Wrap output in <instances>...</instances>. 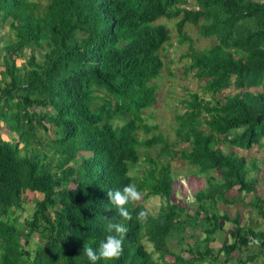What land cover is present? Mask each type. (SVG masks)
Masks as SVG:
<instances>
[{
  "label": "trees",
  "instance_id": "obj_1",
  "mask_svg": "<svg viewBox=\"0 0 264 264\" xmlns=\"http://www.w3.org/2000/svg\"><path fill=\"white\" fill-rule=\"evenodd\" d=\"M161 16L176 19L184 70L202 80L201 94L178 99L172 140L143 112L170 44ZM186 24L214 42L193 49ZM0 128V264H90L84 249H98L119 218L107 192L129 183L143 199L127 205L123 255L97 264H264V227L218 212L250 193L264 219V168L234 149L264 137V0H0ZM140 147L145 166L131 171ZM171 160L204 180L190 202L170 201ZM24 189L40 197L19 220ZM149 196L162 200L154 213ZM225 222L232 239L216 249Z\"/></svg>",
  "mask_w": 264,
  "mask_h": 264
},
{
  "label": "rangeland",
  "instance_id": "obj_2",
  "mask_svg": "<svg viewBox=\"0 0 264 264\" xmlns=\"http://www.w3.org/2000/svg\"><path fill=\"white\" fill-rule=\"evenodd\" d=\"M176 19L174 18H165L163 16L158 17L155 20V23H162L169 29L170 35V44L165 47V52L167 53V58L164 60L166 63L162 72L163 75L156 79V85L158 86V91L156 92L155 100L145 111L149 118L144 119V121L148 124H155L157 126L156 129L162 131L167 139H174V134L172 132L173 126V114L180 107L178 99L186 98V94L191 91H197L201 94V84L202 80H198L193 77L191 71H185L184 67L187 66L188 57L185 55L187 50L188 41L184 40L179 42V34L177 32L175 26ZM183 32L190 38L191 46L193 49H200L203 47H207L214 42L213 37H201L195 31V26L191 24H186L183 27ZM160 52V51H159ZM168 60H171L168 62ZM17 63L20 61L16 60ZM168 62V63H167ZM168 69V70H167ZM167 70V71H166ZM171 70L174 72L173 75L168 74L167 72ZM250 91H259L261 88L258 87H250L248 88ZM234 89L231 87L226 88L221 91L223 94L233 93ZM205 98H209L208 94H204ZM156 129L151 128L147 133L142 131L137 132V138L141 139L143 137H149L152 134L156 133ZM4 130L0 128V132ZM1 137L5 140H8L9 137L5 133L0 134ZM184 144H180L178 147L183 146ZM224 150L228 147L225 145L221 146ZM150 149V148H149ZM238 154L244 155L246 158H253L257 161L258 166L261 170L264 168V137L261 139L258 145H252L248 149H239L234 148ZM146 148L140 147L138 149V154L140 159L135 163L130 165L131 171H137L145 166V162L142 160V153L145 152ZM83 155H88V152H81ZM171 171L173 172V194L170 196V201L176 202H190L191 194L202 188L204 186V180L201 176H194L187 171V164H181V162L176 160H171ZM259 177H261V173L258 172ZM259 184L261 185L264 191V182L259 179ZM24 189L22 194L23 200V209L21 213L18 214V219L21 220L24 217H27L31 211V206H33V202L36 198L40 197V194L36 192L25 191ZM241 199L235 200V202L231 205L225 207H218V212L222 213V210L226 209L231 216H234L236 211L240 212V224H252L256 229H262L264 227V219L258 215H256L253 209L247 204L250 203L252 199V195L249 193L240 197ZM162 202L158 197L149 196L143 202V207L147 212L154 213L159 204ZM189 209H192V206H189ZM230 228H233V225L230 222H225L222 230H218L216 233L215 241L212 242L213 246L218 249V246L223 242L226 238L227 241H230L232 237L228 234ZM195 234H198V229L195 230ZM33 240L29 242L28 247L33 248V245L38 239L37 234L31 235ZM191 242V239H188ZM252 242V240H251ZM185 243H181L178 246H172L171 249L175 253H180L179 248H185ZM251 248L255 250L259 249V245L252 244ZM261 251L264 253V245L261 247ZM183 256H188L187 252H182ZM245 264H253L246 262Z\"/></svg>",
  "mask_w": 264,
  "mask_h": 264
},
{
  "label": "clouds",
  "instance_id": "obj_3",
  "mask_svg": "<svg viewBox=\"0 0 264 264\" xmlns=\"http://www.w3.org/2000/svg\"><path fill=\"white\" fill-rule=\"evenodd\" d=\"M107 197L108 201L116 207L119 218L108 220L105 227L106 235L100 242L98 249H93L92 247H86L84 249V255L90 264H97L101 260H118L123 255L124 239L129 231L126 222L131 221L133 218L132 212L127 205H135L143 199L141 191L134 183H129L123 186L122 189L109 190ZM146 218L147 212L144 210L138 212L136 215L138 221H144Z\"/></svg>",
  "mask_w": 264,
  "mask_h": 264
}]
</instances>
